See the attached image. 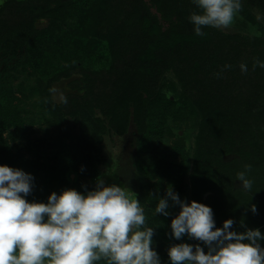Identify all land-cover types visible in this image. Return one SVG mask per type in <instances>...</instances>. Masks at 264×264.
Masks as SVG:
<instances>
[{"label": "trees", "instance_id": "1", "mask_svg": "<svg viewBox=\"0 0 264 264\" xmlns=\"http://www.w3.org/2000/svg\"><path fill=\"white\" fill-rule=\"evenodd\" d=\"M241 5L244 26H259L261 37L227 35L210 26L197 36L189 17L201 10L193 0H6L0 8V48L23 55L15 72L37 74L40 106L55 118L49 126H61L65 117L81 121L82 127L93 124L92 139L99 144L108 131L122 136L131 123L138 127L135 167L146 181L139 201L147 208L144 227L155 229L153 239L162 237L154 247L161 264H170L169 247L182 243L171 235L178 206L168 217L152 213L155 188L164 177L181 193L191 169V202L211 207L218 228L228 219L238 232L264 226V68H253L257 59L264 61V0H241ZM42 19L48 23L38 28ZM242 63L247 72L241 71ZM170 70L178 80L175 89L180 88L174 100L165 92L164 75ZM75 75L72 93L54 102L53 85ZM21 86L22 98L13 87L0 93V165L32 174L33 191L26 199L47 203L46 184L55 185L57 194L73 189L67 172L78 171L80 164L74 158L70 166L56 154L53 162L40 161L42 152L28 140L32 125L22 116L21 104L33 94ZM184 110H190L198 128L193 162L183 143L175 142L167 148L174 161L170 164L159 147L169 133L170 114ZM60 136L49 132L47 147H58ZM96 152L101 156L102 148ZM228 154L235 157L226 162ZM245 165L252 166L251 191L237 179ZM259 230L264 235V227Z\"/></svg>", "mask_w": 264, "mask_h": 264}, {"label": "clouds", "instance_id": "2", "mask_svg": "<svg viewBox=\"0 0 264 264\" xmlns=\"http://www.w3.org/2000/svg\"><path fill=\"white\" fill-rule=\"evenodd\" d=\"M193 3L201 10L189 17L197 36L205 35L203 27L229 28L242 7L241 0ZM257 66L264 68V61L257 59ZM240 67L247 72L246 64ZM251 168L245 165L237 173L246 191L253 185ZM33 182L32 174L0 165V264H161L153 248L155 229L144 227L145 212L134 191L97 178L94 189L85 187V193L65 189L52 192L47 203L29 202ZM176 206L180 211L171 220V235L199 241L208 251L201 243L174 244L168 249L170 264H264L259 229L232 230V219L218 228L211 207L181 200L172 187L159 199L155 214L168 217ZM251 211H257L254 204Z\"/></svg>", "mask_w": 264, "mask_h": 264}, {"label": "rangeland", "instance_id": "3", "mask_svg": "<svg viewBox=\"0 0 264 264\" xmlns=\"http://www.w3.org/2000/svg\"><path fill=\"white\" fill-rule=\"evenodd\" d=\"M24 1V0H17ZM6 0H0V8ZM244 18L240 13H237L232 25L227 29H217L227 35H241L244 37L259 38L262 36V30L257 25L248 24L244 26ZM48 21L45 19L39 20L36 23L38 28H43L47 25ZM247 43V42H246ZM24 57L20 53H7L0 48V93L3 94L5 90L9 87H13L15 94L18 98H22L19 90V86L22 84V88H25L26 94L30 95L31 98L25 101L21 106H24L22 116L25 118L26 122L32 125L33 133L29 136L28 140L31 143L30 147L33 150H40L42 153L40 155V161L52 160L53 157L58 155L59 158L63 157L64 160L70 162L74 158L80 164L79 170L74 171L69 168L67 172L68 181L71 182L73 189L85 193V187L88 190H92L95 187L97 178L104 179L106 184H117L119 186L128 188L138 194V199L140 194L144 191L143 184L145 180H142L136 170L135 161L137 156V143L139 138V130L135 123H131L128 127L126 134L122 136L115 135L108 131L109 133L104 135L101 144L98 141L92 139L93 134V124H88L86 127H82L81 121H75L70 117H65L61 122V126H49L50 121L55 119L47 111H43V107L40 106V93L38 94V82L36 73H18L14 71L15 66L22 62ZM21 70L20 67H18ZM78 77L73 76L70 79H61L53 85L51 91V98L56 103H61L69 93H72L70 88L71 82ZM164 80L166 83V94L171 98L176 99L180 96V88L175 89L178 86V80L173 70L167 71L164 75ZM38 94V95H37ZM44 115L49 118L47 120ZM169 123V133L163 137V141L160 144L159 152H166L169 156V163L173 161L172 155L167 150L175 142H181L185 146V150L188 152L190 159V164L192 165L193 150L195 144V136L198 133V128L196 127V121L190 110H184L180 113L170 114ZM173 118V119H172ZM32 123V124H31ZM87 128L85 133L82 129ZM60 133V143L58 147L53 148L52 146L47 147L48 133L58 132ZM45 140L44 145H41L39 140ZM25 143V141L23 142ZM24 145V144H23ZM102 148L101 156H97L96 149ZM26 152V150L24 151ZM27 157L34 158V153H27ZM97 156V157H96ZM235 156L227 155L224 157V161H231ZM180 163V160L176 161V164ZM178 168H173V175L176 174ZM164 173V172H163ZM189 174L184 180V192L178 193L181 200H186L191 203V181ZM71 177V179H70ZM159 177L152 181V184H157ZM241 184H239L240 187ZM46 187L48 192L46 196H50L55 185L47 183ZM173 188L176 192V185L174 181L170 178L164 177L162 183L157 184L155 198V206L152 208V213L155 214V209L160 198L166 195V191L169 188ZM210 193L206 194L209 195ZM143 205V204H141ZM144 212L147 208L142 206ZM170 211L173 208L169 209ZM179 213V207L176 209ZM175 211V210H174ZM221 220V218L219 219ZM264 227V226H262ZM260 227L259 229H261ZM162 240L161 236L153 239V248ZM182 243H190L194 245L192 239L185 236ZM264 242V240L262 241Z\"/></svg>", "mask_w": 264, "mask_h": 264}]
</instances>
